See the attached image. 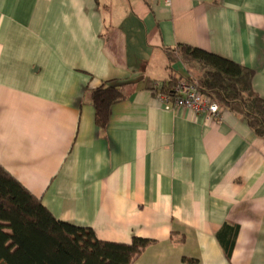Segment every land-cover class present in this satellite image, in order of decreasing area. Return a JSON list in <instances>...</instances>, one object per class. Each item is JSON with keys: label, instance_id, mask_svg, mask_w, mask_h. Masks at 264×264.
Listing matches in <instances>:
<instances>
[{"label": "crops", "instance_id": "obj_1", "mask_svg": "<svg viewBox=\"0 0 264 264\" xmlns=\"http://www.w3.org/2000/svg\"><path fill=\"white\" fill-rule=\"evenodd\" d=\"M179 43L252 68L264 98V0H0V164L62 221L154 240L136 264H264V139L164 99ZM109 80L128 97L102 128Z\"/></svg>", "mask_w": 264, "mask_h": 264}, {"label": "trees", "instance_id": "obj_2", "mask_svg": "<svg viewBox=\"0 0 264 264\" xmlns=\"http://www.w3.org/2000/svg\"><path fill=\"white\" fill-rule=\"evenodd\" d=\"M174 50L204 96L246 117L256 136L264 139V98L253 88L252 68L186 43ZM176 84L170 75L160 91L173 100ZM127 97L111 80L89 91L96 124L106 127L111 107ZM154 243L144 237L131 242L103 240L90 227L56 218L40 197L0 164V264H136ZM226 254L230 257L231 250Z\"/></svg>", "mask_w": 264, "mask_h": 264}, {"label": "built area", "instance_id": "obj_3", "mask_svg": "<svg viewBox=\"0 0 264 264\" xmlns=\"http://www.w3.org/2000/svg\"><path fill=\"white\" fill-rule=\"evenodd\" d=\"M166 3L170 5V0H166ZM188 77L178 79L173 100L168 95H164V99L172 107L184 108L195 115L205 113L208 119L219 117L221 113L220 105L216 101L204 96L198 88V84Z\"/></svg>", "mask_w": 264, "mask_h": 264}]
</instances>
